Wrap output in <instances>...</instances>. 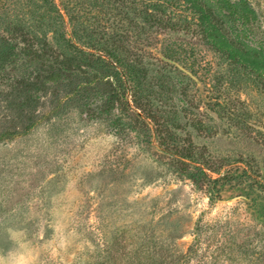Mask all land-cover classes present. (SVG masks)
Segmentation results:
<instances>
[{"label":"rangeland","instance_id":"obj_1","mask_svg":"<svg viewBox=\"0 0 264 264\" xmlns=\"http://www.w3.org/2000/svg\"><path fill=\"white\" fill-rule=\"evenodd\" d=\"M247 1L264 33V0ZM174 28L147 49L156 62L174 43L191 73L165 66L162 137L132 112L113 130L71 111L0 141V264H149L154 251L161 264H264L263 83L192 23ZM196 159L225 181L197 178Z\"/></svg>","mask_w":264,"mask_h":264},{"label":"trees","instance_id":"obj_2","mask_svg":"<svg viewBox=\"0 0 264 264\" xmlns=\"http://www.w3.org/2000/svg\"><path fill=\"white\" fill-rule=\"evenodd\" d=\"M191 23L231 69L253 75L264 87V33L247 0H0V141L71 111L113 130L120 114L132 112L138 122L153 121L162 137L168 123L156 96L165 89V66L188 73L174 63V43L157 52L164 67L147 49L162 44L168 28ZM196 160L197 178L225 181ZM161 260L154 251L148 263Z\"/></svg>","mask_w":264,"mask_h":264},{"label":"water","instance_id":"obj_3","mask_svg":"<svg viewBox=\"0 0 264 264\" xmlns=\"http://www.w3.org/2000/svg\"><path fill=\"white\" fill-rule=\"evenodd\" d=\"M188 74H190L191 75V73L189 72V71H187V70H185Z\"/></svg>","mask_w":264,"mask_h":264}]
</instances>
